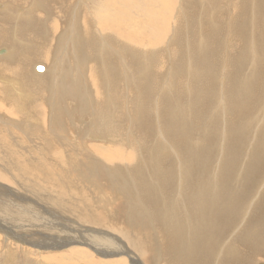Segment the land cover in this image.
Segmentation results:
<instances>
[{
	"label": "rangeland",
	"instance_id": "374dc122",
	"mask_svg": "<svg viewBox=\"0 0 264 264\" xmlns=\"http://www.w3.org/2000/svg\"><path fill=\"white\" fill-rule=\"evenodd\" d=\"M94 1L0 0V34L3 35L0 51L15 54V48H22L16 55L17 60L22 58L21 66L13 67L19 72L21 80L12 76L13 71L11 74L6 72L10 67L2 69L10 63L6 64L7 59L0 54V70H3L0 71V103L4 105L0 109L4 112H0V200L4 205L6 203L5 206L2 204L5 211L8 209L13 213V207L23 204L21 206L29 211L33 210L29 212L26 209L29 214L44 216L39 223L33 219L30 221L28 213L23 211V217L0 218L1 221L7 219L19 237L27 242H15L11 240L12 236L3 237L0 232V264H264V0H130L133 4L124 1L123 11L109 16L106 21L95 15L101 7L86 10L87 4L92 5ZM163 2L172 4L173 8L166 17L147 9L150 4L161 6ZM21 13L26 14H22L23 20L19 19L21 16L18 14ZM72 24L77 30L73 35ZM96 29H100L99 34L103 37V43L99 45L94 41L98 37ZM1 30L8 32L7 35ZM13 31L16 32L17 43L11 39L13 35L10 36V32ZM151 36L160 39L149 47ZM171 36H177L178 40L175 42ZM71 37L81 40L73 44ZM118 39L123 41L118 42ZM137 39L140 49L132 54L133 46L125 48V45L130 41L136 43ZM28 40L36 48H32ZM72 49H76V57H73ZM98 49L103 52L107 68L116 69L112 74L116 80L111 85L116 94L104 95L105 88L100 85L102 67L99 70L96 67L100 62ZM30 50L34 52L33 58ZM124 50L127 51L126 58ZM203 56L207 58H203L208 64L207 69L204 68L206 74L212 78L206 80L208 87L203 82L205 87L202 85L200 88L204 91L200 92L194 77L202 70V66H198L201 69L195 72V66ZM77 63L81 66L80 70ZM39 65L44 67L42 73L34 71V67ZM213 65H217L216 69ZM169 69L177 74L172 75L176 78H172ZM80 75L82 83L79 84ZM90 76L93 82L89 80ZM151 76L154 80L146 87L145 81ZM170 77L174 82L179 80L181 88L176 86V89H171L174 82ZM169 81L172 84L170 90L162 91L169 89ZM92 84L100 89L96 91ZM237 84L248 87L246 97L235 94ZM177 89L180 91L175 92ZM195 90L203 95L199 103L194 100ZM176 93L180 94L179 101L173 96ZM163 100L166 102H159ZM170 100L179 103L178 111L175 110L178 114L174 112L173 117L170 116L171 109H167L168 113L167 107H164L171 108V102L176 105ZM231 101L236 103L234 108L230 106ZM157 106L159 109L156 110ZM97 114L102 115L99 117ZM33 119L36 121L31 122ZM102 125L110 130L105 139L95 132ZM242 127L245 128L241 131ZM178 129L180 133L176 132ZM241 134L244 135L242 138ZM245 143L249 146L246 147ZM204 149H208L207 152H203ZM251 151L257 153L256 156ZM260 153L263 155H258ZM103 155L110 159H105ZM248 156L252 157V161ZM182 181H185L184 186ZM259 185L263 186V190H258ZM231 191L236 192L232 199L237 202L226 197L227 203L222 206L223 198L216 194ZM243 191H246L245 194ZM254 195H257V200ZM37 199V202L34 201ZM231 203L235 206L231 207ZM34 210L40 211L36 214ZM239 210L245 215L242 222ZM214 228L217 230L215 237L210 242L201 241L199 250L189 251L188 259L183 261L187 256L180 253L186 243L209 237V229ZM60 229L65 230L66 235ZM82 230L99 231L109 236L107 240L114 238L116 253L97 248ZM42 231L50 233L45 237ZM68 233H73V236ZM51 234H54V240L50 239ZM64 236L75 238L67 242L70 246L54 247L53 244L61 242ZM156 238L160 244L158 247ZM223 240L227 243L223 250L226 251L225 257H221L224 254H219L220 248L217 247ZM95 241L97 243L98 239ZM77 251L82 256H75ZM157 253L162 255V260Z\"/></svg>",
	"mask_w": 264,
	"mask_h": 264
},
{
	"label": "bare ground",
	"instance_id": "6f19581e",
	"mask_svg": "<svg viewBox=\"0 0 264 264\" xmlns=\"http://www.w3.org/2000/svg\"><path fill=\"white\" fill-rule=\"evenodd\" d=\"M29 1V0H28ZM39 1V0H38ZM57 1V0H56ZM62 1V0H61ZM68 1V0H67ZM124 1L126 2V3H129V4H133V2H131L130 0H95L93 3H92V5H90V4H87L88 6H87V11L88 10H91V9H93V7H101V9L100 10H98L96 13H95V15H96V17H98L100 20H103V21H106V19L109 17V16H114V15H116V14H118V13H121L122 11H123V9L125 8V4H124ZM34 2V1H33ZM36 2V1H35ZM88 2V1H87ZM235 2V1H234ZM63 3H64V1H63ZM62 3V4H63ZM69 3H70V1H69ZM80 3V2H79ZM263 3V2H262ZM34 4V3H33ZM47 4V3H46ZM58 4V3H57ZM220 4H222V3H220ZM86 5V4H85ZM36 6V5H35ZM41 6V5H40ZM47 6V5H46ZM69 6H71V4L69 5ZM73 6V5H72ZM221 5H219V7H220ZM237 7V6H236ZM15 8H19V7H15ZM44 8V7H43ZM70 7H68V9H69ZM75 9V8H74ZM78 9V8H77ZM147 9L148 10H153V11H156L157 12V14L159 15V16H161V17H166L167 15H169L170 13H171V11H172V4H169V3H165V2H163V4L161 5V6H155V5H153V4H150V5H148L147 6ZM11 10V9H10ZM31 10V9H30ZM12 11H14V10H12ZM64 11V10H63ZM81 11V10H80ZM228 11V10H227ZM262 11V10H261ZM7 13V12H6ZM10 13V12H9ZM20 13V12H19ZM13 14V16H14V13H11V15ZM22 14L23 13H21V14H18L19 16H21L19 19H22L23 20V16H25L24 14H23V16H22ZM263 14V13H262ZM17 15V16H18ZM237 15V14H236ZM235 15V16H236ZM242 15V14H241ZM240 15V16H241ZM244 15V14H243ZM29 16V15H28ZM54 16V15H53ZM93 16V15H92ZM258 16H259V14H258ZM1 17V16H0ZM30 17V16H29ZM3 18V17H2ZM56 18L58 19V17L56 16ZM64 18V17H63ZM243 18H244V16H243ZM30 19V18H29ZM245 19V18H244ZM17 20V19H16ZM60 20V19H59ZM264 20V19H263ZM245 21V20H244ZM243 21V22H244ZM56 23H57V21H56ZM264 23V22H263ZM59 25V24H58ZM255 26V25H254ZM253 26V27H254ZM261 26V25H260ZM4 27V26H3ZM16 27V26H15ZM1 28H2V25H1ZM19 28V27H18ZM51 28V27H50ZM61 28V27H60ZM40 29V28H39ZM75 29H76V25L75 24H72V27H71V33H72V35L75 33V32H77V30L75 31ZM61 30V29H60ZM97 30V34H98V37L97 38H95L94 39V41H95V43L97 44V45H99L98 43H103L102 41H103V37L99 34L100 33V29H96ZM6 31H7V29H6ZM5 30H1V33L2 34H5L6 33V35H7V33L8 32H6ZM80 31V30H79ZM174 31V30H173ZM241 32H243V30H241ZM34 33V32H33ZM15 34H16V32L15 31H13V32H10V36L11 35H13V38H11V39H14V40H16V43H17V40H18V38H17V36L16 37H14L15 36ZM18 34V33H17ZM78 34H80V33H78ZM241 34V33H240ZM243 34V33H242ZM238 35V34H237ZM3 35H1L0 34V38L2 37ZM9 36V35H8ZM38 36V35H37ZM40 36V35H39ZM42 36V35H41ZM46 36V35H45ZM47 37V36H46ZM76 37H78V36H76ZM87 37L90 39L91 38V36L90 35H87ZM172 38H173V40L175 39V42H176V39H177V36H171ZM171 37H170V41L172 40L171 39ZM230 37V36H229ZM6 38V37H5ZM10 38V37H9ZM15 38H17V39H15ZM31 38V37H30ZM11 39L9 40V42L11 41ZM41 39V38H40ZM83 39V38H82ZM160 39V37H154V36H151L150 37V42H148V45H150L149 47H151L152 46V44H153V42L155 41V40H159ZM1 40H4L3 38L1 39ZM6 40H7V38H6ZM35 40V39H34ZM37 40V39H36ZM42 40V39H41ZM61 40V39H60ZM71 40H72V42H73V44H75V42L78 40L79 42H80V40L81 39H79V38H77L76 40H74L73 39V37H71ZM84 40V39H83ZM173 40L171 41V42H173ZM178 40V39H177ZM123 40H121V39H118V42H122ZM27 42H29L31 45H32V48H36L35 47V44H32L29 40L27 41ZM11 44H12V42H11ZM47 45V44H46ZM108 46V45H107ZM126 46H129V48H130V46H133V50H131V52L133 51V53L132 54H135L134 52H138V51H136L138 48H139V42H138V39L136 40V43H133L132 41H130V42H128L126 45H125V48H126ZM14 47V46H13ZM229 47V46H228ZM10 48V47H9ZM28 48V47H27ZM225 48V47H224ZM7 49V48H6ZM22 48H20V47H18V48H15V50H13V52L14 51H16V53L15 54H13L12 52L10 53V52H8L7 50H4V56H5V58L7 59L6 61L5 60H3V62L5 61V63L7 64V63H10V65L8 64V65H6V66H3L2 67V69H4V68H6V67H10L11 69H6L7 71V73H10L11 74V71H13V74H12V76L13 77H16V78H18L19 80H21L20 79V74H19V72L17 71V69H13V67H17V66H21V65H19L20 64V62L22 61V58H21V61L20 60H17V52L19 51V50H21ZM38 49H41V47L40 46H38ZM140 49V48H139ZM143 49V48H142ZM146 50V49H145ZM31 51V50H30ZM72 51H73V57H76V49H72ZM263 51V50H262ZM97 52H98V58H99V60H100V62H99V66H96L97 67V69L99 70V68L100 67H102V79L100 80V85H101V87L102 88H105V93H104V95L106 96V95H112V93L114 92L115 94H116V91L114 90V89H112L111 88V85L115 82V78L113 77L112 78V74L114 73V71L116 70L115 68H107V66H106V64H107V61L105 60V58L103 57V52H101V50L100 49H98L97 50ZM113 52H115V54L116 55H120L119 53H118V51H114L113 50ZM125 52H127L126 50H124V56H125V58H126V53ZM130 52V53H131ZM22 53H23V51H22ZM31 54V57L33 58V51H31L30 52ZM145 54V52H142V54ZM140 54V53H139ZM138 55V54H137ZM136 55V57H139V56H137ZM146 55V54H145ZM151 55V54H150ZM205 55V54H204ZM1 56V55H0ZM66 56H67V54H66ZM147 56V55H146ZM213 56V55H212ZM133 57V56H132ZM135 57V56H134ZM135 57V58H136ZM205 56H203L202 58H201V61H199V62H197V63H199V64H197L196 66H195V68L197 67V70H195V72L196 71H198V70H200L201 68H199V67H201L202 66V70H200L199 71V73L197 72V75H195L196 77H194V81L197 83V86H198V90H200V92L201 91H204V87L205 86H207V83L208 82H206V80L208 79V78H210L211 76L210 75H207L206 74V71H205V69H207V65H206V62H204V60H203V58H204ZM145 58V57H144ZM206 58V57H205ZM218 58V57H217ZM61 59V58H60ZM137 59V58H136ZM207 59V58H206ZM209 59H211V58H209ZM212 59H213V57H212ZM220 59V58H219ZM139 60V59H138ZM215 60V59H214ZM64 61V60H63ZM209 61V60H208ZM213 61V60H212ZM211 61V62H212ZM0 62H1V60H0ZM142 62V61H141ZM145 62V61H144ZM146 62H147V60H146ZM222 62V61H221ZM2 63V62H1ZM14 63V64H13ZM84 63V62H83ZM143 63V62H142ZM208 63V62H207ZM210 63V62H209ZM151 64V63H150ZM194 64H195V62H194ZM211 64V63H210ZM26 65V64H25ZM57 65V64H56ZM138 65H139V63H138ZM153 65V64H152ZM77 66L79 67V65H78V63H77ZM193 66V65H192ZM199 66V67H198ZM217 66V65H216ZM215 66V67H216ZM81 67V66H80ZM80 67H79V70H80ZM83 67V66H82ZM152 67V66H151ZM211 67V66H210ZM210 67H208V70H209V68ZM214 67V65H213V68H215ZM1 68V67H0ZM150 68V67H149ZM154 68H156L155 66H154ZM178 68V67H177ZM176 68V69H177ZM185 67H183V69H184ZM194 68V69H195ZM205 68V69H204ZM262 68V67H261ZM0 70V71H3V70ZM34 69H35V67H34ZM86 69V68H85ZM216 69V68H215ZM215 69H214V71H215ZM76 70H77V67H76ZM128 70V69H127ZM137 70H139V66H138V69ZM145 70V69H144ZM149 69L147 68V71H148ZM170 70V69H169ZM193 70V69H192ZM207 70V71H208ZM211 70V69H210ZM35 71V70H34ZM33 71V72H34ZM147 71H146V73H147ZM156 71V70H155ZM170 71H172V70H170ZM179 71V70H178ZM194 71V70H193ZM212 71V70H211ZM136 72V71H135ZM151 72V71H150ZM176 72V71H175ZM31 73V72H30ZM79 73H81V71H79ZM99 73V72H98ZM141 73V72H140ZM152 73V72H151ZM163 73V72H162ZM174 73V71H172V74H171V76L172 75H175V74H173ZM184 73V72H183ZM185 73H186V68H185ZM189 73H191V72H189ZM159 74V73H158ZM180 74H181V72H180ZM194 74V73H193ZM208 74H210L209 72H208ZM78 75V74H77ZM135 75H137L136 73H135ZM144 75V74H143ZM151 75H153V73L151 74ZM163 75H164V73H163ZM177 75V74H176ZM189 74H188V72H187V76H188ZM191 75H192V73H191ZM221 75V74H220ZM3 76V75H2ZM87 76V75H86ZM111 76V77H110ZM209 76V77H208ZM214 76V75H213ZM263 76V75H262ZM6 78H7V74H6V76H5ZM9 77V76H8ZM35 77H36V75H35ZM35 77H33V78H35ZM79 77V76H78ZM93 77V76H92ZM157 77H158V75H157ZM173 77H175V76H172V78ZM177 77H179V76H177ZM184 77V76H183ZM11 78V77H10ZM81 78H82V75H80V78H79V84L80 83H82L81 82ZM126 78V77H125ZM156 78V77H155ZM160 78V77H159ZM162 78V77H161ZM167 78V77H166ZM171 78V77H170ZM169 78V79H170ZM172 78H171V80H172ZM176 78V77H175ZM174 78V79H175ZM181 78V77H180ZM192 78V77H191ZM212 78V77H211ZM29 79V77H27V80ZM36 79H38V77L36 78ZM152 79H153V76H151V77H148V79L145 81L146 82V84H145V86L147 87V85H150L149 84V82H151L152 81ZM200 79V81L198 82V80ZM4 80V79H3ZM75 80V79H74ZM89 80H91V82H93V80H92V78H91V76H90V79ZM154 80V79H153ZM156 80V79H155ZM162 80V79H161ZM170 80V81H171ZM212 80V79H211ZM169 81V86H168V88L172 85L171 84V82ZM173 81V80H172ZM187 81V80H186ZM193 81V82H194ZM174 82V81H173ZM203 82H204V85H203ZM206 82V83H205ZM191 83V82H190ZM21 84V83H20ZM162 85H164V83L162 84ZM180 85V82H179V80H177L176 79V82H174V84H173V86H171V89H173V87H175V89L177 88L176 86H179ZM191 85H193V84H191ZM204 86V87H202V89L203 90H201V86ZM211 85V84H210ZM15 86V85H14ZM82 86V85H81ZM93 88H95V90L96 91H98L99 89H97V86L95 85V84H92L91 85ZM90 86V87H91ZM165 86V85H164ZM167 86V85H166ZM166 86H165V88H166ZM197 86H196V88H197ZM22 87V86H21ZM91 87V88H92ZM145 87V91H146V88ZM183 87V86H182ZM208 87V86H207ZM24 88V87H23ZM66 88V87H65ZM79 88H81V87H79ZM85 88V87H84ZM87 88V90L89 91V89H88V87H86ZM107 88V89H106ZM179 88H181L180 86H179ZM178 88V89H179ZM77 89V88H76ZM150 89V88H149ZM178 89L177 90H175V92L176 91H178ZM189 89H192V87L190 88V86H189ZM194 89V88H193ZM209 89V88H208ZM208 89H205V90H208ZM50 90V89H49ZM85 90V89H84ZM167 91V90H170V88L169 89H164V90H162V91ZM17 91V90H16ZM91 91V90H90ZM162 91L160 92V93H162ZM172 91V90H171ZM180 91V90H179ZM178 91V92H179ZM190 91V90H189ZM193 91V90H192ZM197 93L194 95V100H195V102L196 103H199L200 102V100L202 99V97H203V95H199V91H197V90H195ZM219 91V93H220V96H221V91H220V89L218 90ZM246 91H248V87L245 85V84H237V86L234 88V92H235V94L236 95H238V96H242V97H246V95H248V93L246 92ZM21 92V91H20ZM26 92V91H25ZM174 92V91H173ZM173 92H169V94L170 93H173ZM174 92V93H175ZM185 92V91H184ZM194 92V91H193ZM87 93V92H86ZM195 93V92H194ZM193 93V94H194ZM209 92H207V94H208ZM168 94V95H169ZM192 94V93H191ZM192 94V95H193ZM240 94H242V95H240ZM19 95H20V93H19ZM56 95V94H55ZM87 95V94H86ZM103 95V96H104ZM158 95H160V94H158ZM185 95H188V94H186L185 93ZM191 95V96H192ZM22 96V95H21ZM25 96V95H24ZM57 96V95H56ZM89 96V95H88ZM163 96H164V94H163ZM171 96V95H170ZM173 96H174V98L176 97V99L178 100L179 98H180V94L179 93H176V94H173ZM178 96V97H177ZM8 97H9V95H8ZM98 97V96H97ZM102 97V96H101ZM166 97V96H165ZM193 97V96H192ZM191 97V98H192ZM210 97H211V95H210ZM15 98V97H14ZM22 98V97H21ZM85 98V97H84ZM92 98V97H91ZM99 98V97H98ZM184 98V97H183ZM212 98L214 99V94L212 95ZM7 99H10V98H7ZM18 99V98H17ZM53 99V98H52ZM94 99V98H93ZM150 99V98H149ZM169 99V98H168ZM175 99V100H176ZM216 99H218V92L216 93ZM1 100H2V93L0 92V102H1ZM140 100V99H139ZM193 100V101H194ZM31 101V100H30ZM102 101V100H101ZM109 101H111V102H113V100H109ZM141 101V100H140ZM170 101H174V100H170ZM179 101V100H178ZM184 101V100H183ZM207 101V100H206ZM3 102H5V101H3ZM55 102V101H54ZM92 102V101H91ZM154 102H155V99H154ZM159 102H164V100L163 101H159ZM166 102V101H165ZM164 102V103H165ZM175 102V101H174ZM173 102V103H174ZM189 102H191L190 100H189ZM210 102V101H209ZM232 103L230 104V106L232 107V108H234V106H235V102L234 101H231ZM12 103V102H11ZM100 103H102V102H100ZM114 103V102H113ZM149 103V102H148ZM158 103V102H157ZM156 103V104H157ZM163 103V104H164ZM172 103V102H171ZM170 103V106H171V108H168L169 106H164V107H167L166 108V111L168 112V113H170V116H172L173 117V113L174 112H176L175 110H177L176 108L178 107L177 105L179 104H177L176 102V105H174V104H171ZM185 103V102H184ZM192 103V102H191ZM2 104V105H1ZM6 104H8V103H6ZM90 104V102L89 101H87V105H89ZM99 104V103H98ZM108 104V103H107ZM115 105H116V103H114ZM167 104V103H166ZM166 104H164V105H166ZM206 104H208V103H206ZM243 104V103H242ZM0 109L4 106L3 105V103H0ZM12 105H13V103H12ZM85 105H86V103H85ZM181 105V104H180ZM179 105V107H181ZM187 105V104H186ZM194 106L196 105V104H193ZM205 105V104H204ZM223 105V104H222ZM15 106V105H14ZM25 106V105H24ZM99 106H100V104H99ZM142 106V105H141ZM190 106V105H189ZM189 106H187V108L189 107ZM193 106V107H194ZM196 106H198V105H196ZM199 106H200V104H199ZM203 106V105H202ZM89 107V106H88ZM156 107V106H155ZM158 107V106H157ZM183 107V106H182ZM192 107V106H191ZM190 107V108H191ZM31 108V107H30ZM92 108V107H91ZM184 108H186V107H184ZM189 108V109H190ZM206 108V107H205ZM3 109V108H2ZM88 109V108H87ZM86 109V110H87ZM157 109H159V107L158 108H156V110ZM161 109V108H160ZM167 109H171V110H167ZM30 110V109H29ZM33 110V109H32ZM31 110V111H32ZM35 110V109H34ZM54 110V109H53ZM98 109H96V111H97ZM99 110H101V109H99ZM155 110V111H156ZM162 110V109H161ZM184 110V109H183ZM191 110V109H190ZM202 110H204V109H202ZM58 111V110H57ZM165 111V110H164ZM178 111V110H177ZM199 111H201V109H200V107H199ZM0 112H3V111H1L0 110ZM55 112H56V110H55ZM102 112V111H101ZM184 112H186V111H184ZM4 113V112H3ZM17 113V112H16ZM96 113V112H95ZM165 113V112H164ZM177 113V112H176ZM213 113V111L211 112V114ZM216 113V112H215ZM102 114H104V113H102ZM101 114V115H102ZM159 114H160V112H159ZM178 114V113H177ZM179 114H180V112H179ZM191 114V113H190ZM200 114V113H199ZM202 114V113H201ZM55 115V114H54ZM95 115V114H94ZM98 115V114H97ZM100 115V116H101ZM175 115V114H174ZM181 115V114H180ZM196 115V114H195ZM215 115H217V113L215 114ZM17 116V115H16ZM49 116V115H48ZM55 116H57V115H55ZM99 116V115H98ZM99 116V117H100ZM109 116V115H108ZM156 116H158V115H156ZM165 116V115H164ZM186 116H187V114H186ZM186 116H184V118L186 117ZM193 116H194V114H193ZM98 117V118H99ZM104 117V116H103ZM159 117V116H158ZM157 117V118H158ZM175 117H178V115L177 116H175ZM183 117V116H182ZM187 117H189V116H187ZM192 117V116H191ZM51 118V117H50ZM102 118V117H101ZM106 118H107V116H106ZM168 118V117H167ZM190 118V117H189ZM36 119V118H35ZM53 119V118H52ZM51 119V120H52ZM58 119V118H57ZM100 119V118H99ZM103 119V118H102ZM101 119V120H102ZM169 119V118H168ZM183 119V118H182ZM181 119V120H182ZM27 120H28V118H27ZM43 120V119H42ZM178 120V119H177ZM180 120V119H179ZM187 120H188V118H187ZM30 121V120H29ZM34 121V119L31 121V122H33ZM36 121V120H35ZM34 121V122H35ZM38 121H40V120H38ZM107 121V120H106ZM109 121V120H108ZM185 122H186V120H184ZM46 122V121H45ZM177 122L178 121H176V124H177ZM182 121H180V123H181ZM39 123H42L41 121L39 122ZM73 123V122H72ZM112 123V122H111ZM187 123V122H186ZM262 123H264V121L262 122ZM97 124V123H96ZM171 124H172V120H171ZM170 124V121H169V125H171ZM174 124H175V122H174ZM173 124V125H174ZM33 125V124H32ZM41 125V124H40ZM75 125V124H74ZM90 125V124H89ZM113 125V124H112ZM187 125V124H186ZM190 125V124H189ZM248 124H246L245 126H246V128L248 127L247 126ZM103 126V125H102ZM178 126H179V123H178ZM108 126H106V127H100L97 131H95L96 133H99V135L102 137V138H104L105 139V136L109 133V128H107ZM110 127H112V126H110ZM120 127V126H119ZM173 127V126H172ZM177 126L175 125V128H176ZM117 128H118V126H117ZM166 128V127H165ZM167 128H168V126H167ZM167 128H166V130H167ZM170 128H171V126H170ZM197 128H198V126H197ZM243 128H245V127H242L241 128V131L243 130ZM162 129V128H161ZM172 129V128H171ZM177 129V128H176ZM181 129V128H180ZM190 129V128H189ZM92 130V129H91ZM119 130H120V128H119ZM130 130V129H129ZM168 130H170V129H168ZM182 130H183V128H182ZM194 130H196V129H194ZM94 131V130H93ZM113 131H115V129L113 130ZM117 131V130H116ZM122 131V130H121ZM120 131V132H121ZM179 132V129L178 130H176V132ZM187 131V130H186ZM185 131V132H186ZM188 131H190V130H188ZM166 132V131H165ZM171 132H173V134L175 133V131H171ZM184 132V133H185ZM111 133H113V132H111ZM116 133V132H115ZM128 133V132H127ZM180 133V132H179ZM182 133V132H181ZM186 133H188V132H186ZM185 133V134H186ZM53 135H54V133H52ZM165 134V133H164ZM177 134V136H178V133H176ZM185 134H183V135H185ZM36 135V134H35ZM33 136V137H36V136ZM56 135V134H55ZM171 135V134H170ZM179 135H182V134H179ZM191 135V134H190ZM186 136V135H185ZM244 135H242L241 134V138L243 137ZM4 137V136H3ZM11 137H13V136H11ZM37 137H38V135H37ZM114 137V136H113ZM41 138V137H40ZM56 138V137H55ZM190 138V137H189ZM195 138V137H194ZM35 139V138H34ZM36 139H39V138H36ZM42 139H43V137H42ZM108 139V138H107ZM115 139H118V140H120L119 138H115ZM163 139H164V137H163ZM178 139V138H177ZM44 140V139H43ZM49 140V139H48ZM48 140H46V142L48 141ZM92 140V139H91ZM128 140V139H127ZM173 140H175V139H173ZM186 140V139H185ZM184 140V141H185ZM203 140V139H202ZM222 141H225V140H222ZM121 142V141H120ZM129 142V141H128ZM186 142V141H185ZM189 142H190V140H189ZM198 142V141H197ZM200 142V141H199ZM50 143V142H49ZM104 143V142H103ZM181 143H182V141H181ZM196 143V142H195ZM38 144H41V143H38ZM51 144V143H50ZM183 144H184V142H183ZM246 144V143H245ZM47 145H49V144H47ZM47 145L45 146V147H47ZM223 145H224V147H225V145H226V143L224 142L223 143ZM40 146V145H39ZM42 146V145H41ZM183 146V145H182ZM188 146V145H187ZM201 146V145H200ZM205 146V145H204ZM249 146V144L247 145L246 144V147H248ZM263 146H264V144H263ZM12 147V146H11ZM197 147H198V145H197ZM252 147H255V146H252ZM261 147H262V145H261ZM21 148V147H20ZM40 148V147H39ZM199 149H200V147H198ZM198 148L196 149L197 151H198ZM201 148H203V147H201ZM205 148H207V147H205ZM221 148H223V147H221ZM256 148V147H255ZM36 149H37V147H36ZM252 149V148H251ZM259 149V148H258ZM9 151L11 150V149H8ZM188 150V147L186 148V151ZM202 150V149H201ZM206 150V151H205ZM207 150L208 149H204L203 150V152H207ZM223 150H227V149H224L223 148ZM256 150V149H255ZM41 151V150H40ZM39 151V152H40ZM252 151H254V148L252 149ZM251 151V152H252ZM259 151V150H258ZM262 151V150H261ZM263 151H264V149H263ZM12 152V151H11ZM18 153H19V151H18ZM59 153V152H58ZM253 154H254V152H252ZM262 153V152H261ZM258 154V155H263V154ZM17 154V153H16ZM28 154H30V153H28ZM61 155H62V153H60ZM60 154H58L59 156H60ZM67 154V153H66ZM65 154V155H66ZM255 154H257V153H255ZM254 154V156H256ZM2 155H4V157L6 156L5 154H2ZM23 156V155H22ZM30 156H31V154H30ZM41 156H43L42 154H41ZM63 156V155H62ZM9 157V156H8ZM14 157V156H13ZM61 157V156H60ZM103 157L105 158V159H110L109 158V156H107V155H103ZM185 157V156H184ZM249 157V156H248ZM264 157V156H263ZM16 158V157H15ZM26 158V157H25ZM62 158H64V156L62 157ZM201 158V157H200ZM243 158V157H242ZM242 158H240L241 160H242ZM250 158V157H249ZM252 158V157H251ZM249 159V160H251L252 161V159ZM27 159H29V158H27ZM27 159H25V160H27ZM38 159V158H37ZM36 159V160H37ZM42 159V158H41ZM60 159V158H59ZM65 159V158H64ZM190 159H192L191 158V156H190ZM202 159V158H201ZM258 159V158H257ZM259 159H260V157H259ZM9 160V159H8ZM33 160V159H32ZM35 160V159H34ZM40 160V158L38 159V161ZM62 159H60V161H61ZM187 160V159H186ZM193 160V159H192ZM199 160V159H198ZM243 160H246V158H244ZM248 160V158H247V162H251V161H249ZM254 160H256V159H254ZM254 160H253V162H254ZM18 161V160H17ZM63 161V160H62ZM61 161V162H62ZM151 161V160H150ZM202 161V160H201ZM258 162H259V160H257ZM28 162V161H27ZM30 163L32 162V161H29ZM36 162V161H35ZM190 162V161H189ZM193 162V161H192ZM252 162V163H253ZM256 162V161H255ZM39 163H41V161L39 162ZM186 163H187V161H186ZM199 163H200V161H199ZM243 163H245V162H243ZM261 163V162H260ZM260 163H258V166H257V168L259 167V165H260ZM203 164L205 165V162L203 161ZM14 165V164H13ZM13 165H12V167H13ZM42 165H44L43 163H42ZM249 165V164H248ZM32 166V165H31ZM45 166V165H44ZM190 166H191V164H190ZM196 166V165H195ZM194 166V167H195ZM252 166V165H251ZM253 166H255V165H253ZM261 166H263V164L261 165ZM36 167V166H35ZM46 167V166H45ZM192 167V166H191ZM198 167V166H197ZM202 167V166H201ZM16 168V167H15ZM199 168V167H198ZM246 168H247V166H246ZM33 169V168H32ZM37 169H39L38 167H37ZM248 169H250V168H248ZM247 169V170H248ZM253 169H255L254 167H253ZM252 169V170H253ZM36 170V169H35ZM203 170V169H202ZM239 170H243V169H239ZM1 171V170H0ZM40 171V170H39ZM44 171V170H43ZM195 171V170H194ZM245 171V170H244ZM254 171H258V170H254ZM0 173H2V172H0ZM260 173V172H259ZM4 174V173H3ZM7 174V173H6ZM5 174V175H6ZM44 175V174H43ZM263 178V177H262ZM33 179H35V178H33ZM52 179V178H51ZM51 179H49V180H51ZM177 179V178H176ZM48 180V181H49ZM159 180V179H158ZM178 180V179H177ZM262 180V179H261ZM63 181V180H62ZM186 181V180H185ZM185 181L183 182L182 181V186H184L183 184L185 183ZM47 182V181H46ZM53 182V181H52ZM255 182H257V181H255ZM43 183H45V181L43 182ZM50 183V182H49ZM57 183V182H56ZM55 183V184H56ZM63 183V182H62ZM158 183H159V181H158ZM157 183V185H159ZM48 184V183H47ZM53 184V183H52ZM177 184V183H176ZM259 184V183H258ZM257 184V185H258ZM57 185V184H56ZM204 184H202V186H203ZM254 185V184H253ZM59 186V185H58ZM66 187H68L67 185H66ZM160 187V186H159ZM180 187V186H179ZM206 187V186H205ZM205 187H202V188H205ZM248 187V186H247ZM259 187V188H258ZM258 187H255V190L258 188V190H263L264 189V187L261 185H259ZM262 187H263V189H262ZM5 188V187H4ZM8 188V187H7ZM250 188V187H249ZM67 189H69L70 190V188H67ZM179 189V188H178ZM224 189V188H223ZM235 189V188H234ZM239 189V188H238ZM244 189V188H243ZM12 190V189H11ZM68 190V192H70ZM240 190V189H239ZM245 190V189H244ZM248 190V189H247ZM252 190V189H251ZM258 190H256V191H258ZM6 191H8V190H6ZM18 191V190H17ZM224 191V190H223ZM235 191V190H234ZM256 191H255V193H256ZM11 192H13L14 193V191H11ZM10 192V193H11ZM237 192H239V191H237ZM246 192V191H245ZM245 192L243 191V193L245 194ZM249 192H251V191H249ZM259 192V191H258ZM257 192V193H258ZM5 193V192H4ZM7 193V192H6ZM71 193V192H70ZM175 193V192H174ZM236 192H228V193H217L216 194V196L217 197H219V196H221L223 199L221 200V202L223 203V204H221L222 206H224V203H227V199H226V202H225V198L226 197H228V199L229 200H231L232 198H233V196H235L236 194H235ZM252 193V192H251ZM254 193V192H253ZM16 196V195H15ZM15 196H13V197H15ZM18 196V195H17ZM250 196V195H249ZM255 196V195H254ZM253 196V197H254ZM257 196V195H256ZM255 196V197H256ZM2 197V196H1ZM4 197H5V195H4ZM3 197V198H4ZM38 197V196H37ZM43 197V196H42ZM252 197V198H253ZM261 196L259 195V197L258 198H260ZM264 197V196H263ZM262 197V198H263ZM6 198V197H5ZM8 198H9V196H8ZM48 198V196L46 197V199ZM179 198V197H178ZM239 198V197H238ZM20 199V198H19ZM25 199H27V198H25ZM39 200L41 199V198H38ZM38 199L37 200H34V201H38ZM177 199V198H176ZM248 199H249V197H248ZM255 199V198H254ZM23 200V199H22ZM42 200V199H41ZM43 200H45L44 198H43ZM256 200H257V197H256ZM10 201V200H9ZM12 201V200H11ZM14 201H16V200H14ZM24 201V200H23ZM47 201V200H46ZM215 201H216V199H215ZM214 201V202H215ZM218 201H220V200H218ZM262 201H264V200H262ZM18 202V201H17ZM27 202H29V201H27ZM41 202V201H40ZM232 202H237V201H233V199H232ZM248 202H251V201H249L248 200ZM259 202V201H258ZM260 202H261V200H260ZM16 203V202H15ZM19 203V202H18ZM21 203V202H20ZM23 203V202H22ZM45 203V202H44ZM48 203V202H47ZM46 203V204H47ZM203 203V202H202ZM207 203V202H206ZM238 203H241V202H239L238 201ZM243 203V202H242ZM241 203V204H242ZM256 203V202H255ZM3 203L1 202V200H0V218H7V219H10L11 217H18V216H20V217H23V213L24 212H27L28 213V215H29V217H28V215H27V217L30 219V221H32L31 219H33L35 222H38V221H41V220H43L44 218V216L42 217L41 216V214L40 213H38L39 214V216H37V215H35V214H29V212L31 211H29V209L27 208V207H23V206H21V205H23V204H21L20 206H15V207H13L11 210L13 211V213L12 212H10L7 208H5V209H7V211H5L4 210V206L6 205V203H5V205L3 206L2 205ZM26 204H28V203H26ZM29 204H32V203H30L29 202ZM43 204V203H42ZM204 204V203H203ZM211 204V203H210ZM213 204V203H212ZM211 204V205H212ZM216 204H220V203H216ZM229 204V203H228ZM234 204H236V207H237V203H234ZM247 205V208L249 209V207H248V203H246ZM261 204V203H260ZM10 205H12V204H10ZM17 205V204H16ZM207 205H208V203H207ZM214 205V204H213ZM231 205V207H233V206H235V205H233V203H231L230 204ZM230 205H228V206H230ZM233 205V206H232ZM244 205V204H243ZM250 205V204H249ZM263 205V204H262ZM29 206V205H28ZM205 206V205H204ZM210 206V205H209ZM221 206V207H222ZM253 206V205H252ZM8 207V206H7ZM18 207H21V208H23V209H25V210H23V209H17ZM31 207V206H30ZM35 207V206H34ZM40 207V206H39ZM44 207V206H43ZM206 207V206H205ZM225 207L226 208H229V207H227L226 205H225ZM230 207V208H231ZM239 207H240V205H239ZM10 208V207H9ZM32 208V207H31ZM37 208V207H36ZM207 208V207H206ZM214 208V207H213ZM235 208V207H234ZM245 208V207H244ZM264 208V207H263ZM26 209L29 211H26ZM34 209V208H33ZM48 209V208H47ZM218 210H220L219 209V207L217 208ZM236 209V208H235ZM237 209H239V208H237ZM242 209H243V207H242ZM37 210V209H36ZM213 210V209H212ZM223 210V209H222ZM234 210V209H233ZM261 210V209H260ZM22 211H23V213H22ZM33 211V210H32ZM31 211V212H32ZM35 211V210H34ZM40 211V210H39ZM39 211H35L34 213H36V212H39ZM206 211H209V209L208 210H204V212H206ZM210 211H211V209H210ZM236 211V210H235ZM240 211V210H239ZM242 211V210H241ZM240 211V212H241ZM245 211V210H244ZM263 211V210H262ZM44 212V211H43ZM42 211H41V213H43ZM214 211H212V213H213ZM218 212V211H217ZM220 212V211H219ZM223 212H226V211H223ZM245 212H248V210L247 211H245ZM258 212V211H257ZM202 213V212H201ZM228 213H230V212H228ZM233 213V212H232ZM232 213H230V214H232ZM237 213V212H236ZM236 213H235V215H236ZM37 214V213H36ZM241 214H242V212H241ZM25 215H26V213H25ZM224 215H226V214H224ZM233 215H234V213H233ZM233 215H231V216H233ZM46 216V215H45ZM229 216V215H228ZM241 216H243V214L241 215ZM260 216V215H259ZM234 217V216H233ZM235 217H237V216H235ZM238 217H239V215H238ZM254 217V216H253ZM46 218V217H45ZM245 218V215L241 218V222L243 221V219ZM5 220V221H1L0 220V232H1V234H2V236L4 237H7V238H9V237H11L10 239L11 240H13V241H15V242H18V243H26L27 244V242H25L22 238H20L19 237V235H18V233L16 232V229H13L14 227H12V224L8 221V220ZM235 219V218H234ZM254 219V218H253ZM257 219V218H256ZM261 219V217L259 218V220ZM190 220V219H189ZM189 220H187V221H189ZM61 221V220H60ZM42 222V221H41ZM44 222V221H43ZM207 222V221H206ZM240 222V221H239ZM263 222V221H262ZM39 223V222H38ZM217 224H219V222H216ZM234 223V222H233ZM60 224V223H59ZM215 224V223H214ZM57 225V224H56ZM61 225V224H60ZM263 225V224H262ZM54 226V225H53ZM224 227H226V225H223ZM231 226H234V225H231ZM238 226V225H237ZM216 227V226H215ZM223 227V228H224ZM46 228H48V227H46ZM50 228V227H49ZM53 228H55V227H53ZM71 228V227H70ZM73 228V227H72ZM71 228V229H72ZM86 228H88V227H86ZM231 228V227H230ZM253 228V227H252ZM37 229V228H36ZM43 229V228H42ZM215 229V228H214ZM214 229H209V234H207L209 237H206V238H203V239H201V238H197V239H195L196 241H191V242H189V243H186V246H185V248H184V250H183V252H181L180 254L181 255H183V256H187V258H184V260L183 261H185V259H188V255H187V253H189V251H195V250H199V247H200V243H201V241H202V243L203 242H210L211 240H212V237L214 238L215 236V234H216V232H217V230L215 229V231H214ZM218 229V228H217ZM219 229H220V226H219ZM7 230V231H6ZM56 230H58V228L56 229ZM62 232H63V235L65 234L66 235V231L65 230H63V229H60ZM79 230V229H78ZM84 230V229H83ZM83 230H82V233H84L85 234V236H86V238H88V239H91L92 241H93V243L95 244V246H97V248H101V249H106V250H111V251H113V252H115L116 253V251H117V248H116V245H115V242L114 241H112L113 239H110V240H107L108 238H106V237H109V236H107L106 234H104V233H98L99 231H100V229H99V231L98 232H96V231H85V232H83ZM233 230V229H232ZM43 231H45V230H43ZM41 232V233H44V232ZM48 231V230H47ZM52 231H53V229H52ZM76 231V230H75ZM74 231V232H75ZM205 232H207V231H205ZM232 232H234V231H232ZM248 232V231H247ZM253 232V231H252ZM251 232V233H252ZM47 233H50V232H45L44 233V236L45 237H47ZM54 233H56V232H54ZM192 233L193 234H196L197 235V233H195V232H193L192 231ZM249 233V232H248ZM57 234H58V232H57ZM68 234H71V233H68ZM73 234V233H72ZM71 234V236H73ZM102 234V235H101ZM143 234V233H142ZM262 234H264V233H262ZM144 235V234H143ZM148 236H150V235H148ZM50 237V236H49ZM146 237V236H145ZM145 237H143V238H145ZM155 237V236H154ZM261 237V236H260ZM263 237V236H262ZM6 238V239H7ZM61 238V237H60ZM71 238H75V237H68V236H64L62 239H61V242H58V243H55V244H53V246L54 247H67V246H70V245H68L67 244V242H69V241H71L72 239ZM83 238H85V237H83ZM98 239V242L96 243V241H95V239ZM219 238V237H218ZM249 238V237H248ZM257 238V237H256ZM264 238V237H263ZM48 239V238H47ZM50 239H53L54 240V234L52 235L51 234V237H50ZM153 239H155V238H153ZM252 239V238H251ZM261 239V238H260ZM145 241H146V239H144ZM216 241L218 240V239H215ZM10 241V240H9ZM119 241V240H118ZM257 241V240H256ZM263 241V240H262ZM223 242V243H222ZM222 242H219L218 243V245H217V247L218 248H220L219 249V254H224V252H226V251H223L224 249H225V246H226V241L225 240H223ZM260 242V241H259ZM82 243H86V244H91V245H94V244H92V243H90V242H86V241H83ZM147 243V242H146ZM153 243V242H152ZM212 243V242H211ZM6 244H8V243H6ZM47 244V243H46ZM156 245H157V247L160 245L159 243H158V240H157V238H156ZM156 245H155V247H156ZM209 245V244H208ZM22 246H23V244H22ZM31 246H33L32 244H31ZM50 246V245H49ZM52 246V245H51ZM146 246H148V245H146ZM236 246V245H235ZM19 247H21V246H19ZM37 247V246H36ZM44 247H46V246H44ZM149 247V246H148ZM153 247H154V244H153ZM25 248V247H24ZM30 248V247H29ZM38 248V247H37ZM36 248V249H37ZM160 248V247H159ZM34 249V248H33ZM151 249V248H150ZM195 249V250H194ZM70 250V249H69ZM77 250V249H76ZM80 250V249H79ZM159 250H161V249H158V251ZM72 251V250H71ZM94 251V250H93ZM154 251V250H153ZM172 251V250H171ZM174 251V250H173ZM235 251H237V250H235ZM78 252V251H77ZM76 252V253H77ZM156 252H157V250H156ZM160 252H162V251H160ZM238 252V251H237ZM244 252V251H243ZM75 253V252H74ZM73 253V254H74ZM75 253V254H76ZM79 253V252H78ZM76 254L75 256H78V255H80V256H82L80 253L79 254ZM82 253V252H81ZM103 253V252H102ZM121 253V252H120ZM163 253V252H162ZM176 253V252H175ZM82 254H84V253H82ZM86 254V253H85ZM158 254V253H157ZM178 254V253H177ZM231 254V253H230ZM251 254V253H250ZM48 255H50V254H48ZM180 255V256H181ZM248 255V254H247ZM151 256V255H150ZM157 256H159V257H161L160 256V254H158ZM228 256V255H227ZM226 256V257H227ZM233 256V255H232ZM240 256V255H239ZM85 257V256H84ZM87 257V256H86ZM158 257V258H159ZM221 257H225V254H224V256L222 255ZM220 257V258H221ZM230 257V256H229ZM235 257V256H234ZM87 258H89V257H87ZM91 258H93V257H91ZM153 258V257H152ZM175 259H176V257H174ZM47 259V258H46ZM170 259V258H169ZM168 259V260H169ZM178 259V258H177ZM217 259V258H216ZM223 259V258H222ZM235 259V258H234ZM238 259V258H237ZM240 259V258H239ZM155 260H157V259H155ZM159 260H160V258H159ZM161 260H162V257H161ZM221 260V259H220ZM47 261H49V260H47ZM91 261V260H90ZM114 261H117V260H114ZM126 261V260H125ZM158 261V260H157ZM189 261V260H188ZM214 261V260H213ZM217 261H218V259H217ZM221 261H223V260H221ZM92 262H95L94 260L92 261ZM123 262H124V260H123ZM174 262V261H173ZM187 262V261H186ZM186 262H184V263H186ZM190 262V261H189ZM226 262H227V260H226ZM99 263V262H98ZM114 263V262H113ZM119 262H117V264H118ZM121 263V262H120ZM119 263V264H120ZM170 263V262H169ZM181 263V262H180ZM92 264V263H91ZM115 264V263H114ZM138 264V263H137ZM145 264V263H144ZM156 264H159V262L157 263L156 262ZM171 264V263H170ZM176 264V263H175ZM183 264V263H182ZM189 264V263H188ZM214 264H216V263H214Z\"/></svg>",
	"mask_w": 264,
	"mask_h": 264
},
{
	"label": "water",
	"instance_id": "95a60500",
	"mask_svg": "<svg viewBox=\"0 0 264 264\" xmlns=\"http://www.w3.org/2000/svg\"><path fill=\"white\" fill-rule=\"evenodd\" d=\"M4 53V50H1L0 51V54H3ZM37 73H42L44 71V67L43 66H36L35 69H34Z\"/></svg>",
	"mask_w": 264,
	"mask_h": 264
}]
</instances>
